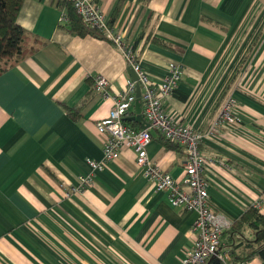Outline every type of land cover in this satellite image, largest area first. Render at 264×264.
<instances>
[{
	"label": "crops",
	"instance_id": "obj_1",
	"mask_svg": "<svg viewBox=\"0 0 264 264\" xmlns=\"http://www.w3.org/2000/svg\"><path fill=\"white\" fill-rule=\"evenodd\" d=\"M96 1L125 45L142 35L135 49L152 81L166 76L169 63L182 67L164 110L204 136L210 205L233 219L254 201L264 205V0ZM56 2L24 0L18 24L47 43L0 75V264H181L195 241L196 213L156 191L131 147L86 189L65 196L89 173L86 160L103 158L96 123L133 78L116 45L61 27ZM98 76L106 94L94 90ZM230 94L238 121L214 131ZM80 104L79 117L68 115L64 106ZM135 122L136 129L147 124ZM159 136L152 133L148 159L181 183L186 157Z\"/></svg>",
	"mask_w": 264,
	"mask_h": 264
},
{
	"label": "built area",
	"instance_id": "obj_2",
	"mask_svg": "<svg viewBox=\"0 0 264 264\" xmlns=\"http://www.w3.org/2000/svg\"><path fill=\"white\" fill-rule=\"evenodd\" d=\"M71 2L85 26L100 31L106 41L116 45L123 53L127 64L136 72L143 86L140 94L141 115L147 126L136 129L124 122V118L134 109L136 101V84L128 78L124 89L114 95V105L107 116L96 123L98 134L104 137L102 140L103 158L99 161L87 159L89 173L80 177L79 183L71 187L65 196L70 197L73 193L86 189L92 183L96 171L102 170L108 162L117 159L122 147H131L136 154V165L152 181L156 191H165L172 206L182 211L191 210L196 213L192 227L195 241L186 252L181 264H233L222 239L223 232L230 227L233 218L215 210L209 203L204 172L212 160L200 150L204 136L192 125L175 121L164 110L163 99L177 88L183 75L182 67L174 62L169 63L166 76L159 83L152 81L141 68L136 51L131 45H125L122 35L112 29L107 16L96 0H71ZM66 21V16L61 13L58 22ZM106 86L107 80L104 77H96L93 85L95 91L106 94ZM235 104L236 99L233 96L224 99L213 119L212 130L217 131L221 126H231L237 123L238 119L234 113ZM153 132L178 144L185 155L186 163L182 184L158 165H153L149 161L147 146L152 139ZM251 205L261 209L259 201ZM239 264H251V261H242Z\"/></svg>",
	"mask_w": 264,
	"mask_h": 264
},
{
	"label": "trees",
	"instance_id": "obj_3",
	"mask_svg": "<svg viewBox=\"0 0 264 264\" xmlns=\"http://www.w3.org/2000/svg\"><path fill=\"white\" fill-rule=\"evenodd\" d=\"M141 1L148 2L149 0ZM23 2L24 0H0V75L47 43L46 40L18 24L17 16ZM56 7L60 10V14L63 13L67 18L66 22H59L60 26L66 28L70 34L82 38L92 36L104 39V35L100 31L90 30L85 26L73 8L71 0H57ZM141 37L142 35H140ZM140 38L132 45L135 51ZM150 40L159 46L171 48L169 43L155 36ZM181 98L184 99L185 96L181 95ZM81 104L76 107H64L68 115L77 118ZM126 118H124L125 123L135 125V121H129ZM158 139L166 148H180L178 144L166 140L161 135ZM222 239L233 264L252 261L254 258L264 259V213L253 205L248 206L233 219L230 227L223 232Z\"/></svg>",
	"mask_w": 264,
	"mask_h": 264
},
{
	"label": "water",
	"instance_id": "obj_4",
	"mask_svg": "<svg viewBox=\"0 0 264 264\" xmlns=\"http://www.w3.org/2000/svg\"><path fill=\"white\" fill-rule=\"evenodd\" d=\"M130 74L134 80H137V76H134V72L131 70ZM129 121H142L143 117L141 115V102H140V88L139 85L136 87V101L134 104V115L131 117H127ZM147 126V124H146Z\"/></svg>",
	"mask_w": 264,
	"mask_h": 264
},
{
	"label": "rangeland",
	"instance_id": "obj_5",
	"mask_svg": "<svg viewBox=\"0 0 264 264\" xmlns=\"http://www.w3.org/2000/svg\"><path fill=\"white\" fill-rule=\"evenodd\" d=\"M105 13V12H104ZM106 15V14H105ZM89 28V27H88ZM90 30H95V29H92V28H89ZM248 48V49H247ZM246 48V50H248V51H250L249 50V48H250V45L248 46ZM136 53H137V51H136ZM243 55H246V54H243ZM137 59H138V54H137ZM240 63V62H239ZM128 65V67H130V69H132L131 68V66L129 65V64H127ZM133 70V69H132ZM134 71V70H133ZM135 72V71H134ZM135 74H136V72H135ZM136 76H137V74H136ZM239 75H238V70L236 69L234 72H231L230 73V78H232V79H235V78H237ZM131 79V78H130ZM132 81L133 82H135V84H136V87H137V85H139V88H140V94H141V87L143 88V86L141 85V83H140V81L138 80V76H137V80H134V79H132ZM141 85V86H140ZM228 96H233V95H227V97ZM234 97V96H233ZM223 99V98H222ZM224 99H225V97H224ZM224 99H223V101H224ZM220 100L221 99H219L218 100V104H219V102H220ZM223 101L221 102V104H220V106H219V108L221 107V105H222V103H223ZM218 106V105H217ZM70 189H68V191H69ZM255 202V201H254ZM262 209H264V205H263V202L261 201V209L260 210H262Z\"/></svg>",
	"mask_w": 264,
	"mask_h": 264
}]
</instances>
